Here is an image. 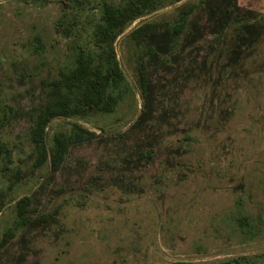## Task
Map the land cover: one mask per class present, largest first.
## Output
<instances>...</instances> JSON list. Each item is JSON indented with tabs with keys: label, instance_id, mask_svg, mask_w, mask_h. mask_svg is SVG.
Segmentation results:
<instances>
[{
	"label": "rangeland",
	"instance_id": "rangeland-1",
	"mask_svg": "<svg viewBox=\"0 0 264 264\" xmlns=\"http://www.w3.org/2000/svg\"><path fill=\"white\" fill-rule=\"evenodd\" d=\"M97 5L0 0V264H264V0H171L133 19L112 42L124 93L52 117L44 144L59 133L64 152L34 163L33 109L60 91L45 84L73 44L98 51Z\"/></svg>",
	"mask_w": 264,
	"mask_h": 264
},
{
	"label": "trees",
	"instance_id": "trees-1",
	"mask_svg": "<svg viewBox=\"0 0 264 264\" xmlns=\"http://www.w3.org/2000/svg\"><path fill=\"white\" fill-rule=\"evenodd\" d=\"M169 1L171 0H98V15L90 29L93 37L91 41L98 51L91 54L83 46L73 44L71 63L59 69V77L52 78L45 84L51 90L60 88V91L50 96L49 102L33 109L34 118L29 139L36 151L34 163H39L47 157L53 168L64 152L68 138L59 133L53 134L51 146L46 147L44 144L45 126L52 117L77 113L82 109L93 112L112 110L116 100L124 93L125 87L124 76L113 53L112 42L133 19L146 10ZM223 12L228 14L230 9L225 7ZM184 13L185 10H182L169 27L173 35L172 43L178 39L179 32L184 27L182 22ZM236 21L231 20L237 25ZM155 27L157 24L154 21L143 22L129 32V39L138 46L141 38ZM138 65L140 67L137 81L143 95L146 76L142 69L143 61L139 56ZM150 152L149 149L145 150V155L149 156ZM8 155L9 149L0 143V160L7 158ZM18 207H21V204H18ZM232 218L241 232L248 231L253 225L246 214L236 213ZM173 264L187 262L176 261Z\"/></svg>",
	"mask_w": 264,
	"mask_h": 264
}]
</instances>
